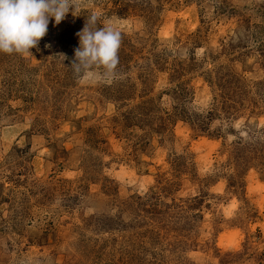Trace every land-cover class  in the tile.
I'll return each mask as SVG.
<instances>
[{
  "label": "rangeland",
  "instance_id": "rangeland-1",
  "mask_svg": "<svg viewBox=\"0 0 264 264\" xmlns=\"http://www.w3.org/2000/svg\"><path fill=\"white\" fill-rule=\"evenodd\" d=\"M80 4L0 53V264H264V0ZM94 11L112 79L72 67Z\"/></svg>",
  "mask_w": 264,
  "mask_h": 264
},
{
  "label": "clouds",
  "instance_id": "clouds-1",
  "mask_svg": "<svg viewBox=\"0 0 264 264\" xmlns=\"http://www.w3.org/2000/svg\"><path fill=\"white\" fill-rule=\"evenodd\" d=\"M80 0H0V53L32 54L54 20L59 25L71 11L80 16ZM101 13L86 17L76 33L79 47L72 63L74 72L86 79H112L117 75L122 31L114 22L98 24ZM101 70V71H97Z\"/></svg>",
  "mask_w": 264,
  "mask_h": 264
}]
</instances>
